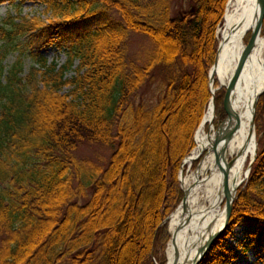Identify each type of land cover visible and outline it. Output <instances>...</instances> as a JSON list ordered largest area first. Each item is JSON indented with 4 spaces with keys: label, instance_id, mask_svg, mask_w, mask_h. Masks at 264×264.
I'll return each mask as SVG.
<instances>
[{
    "label": "trees",
    "instance_id": "1",
    "mask_svg": "<svg viewBox=\"0 0 264 264\" xmlns=\"http://www.w3.org/2000/svg\"><path fill=\"white\" fill-rule=\"evenodd\" d=\"M38 1L46 19L17 5L0 20V264H165L166 217L181 201L180 165L211 97L227 0H189L179 11L167 0ZM92 3L118 19L99 20L68 42L62 64L49 62L40 49L96 16ZM129 30L151 41L142 64L128 54ZM10 52L17 55L6 67ZM22 54L32 59L26 72ZM177 64L184 69L155 103L137 100L156 66ZM224 93L215 92L214 125L227 116ZM263 116L264 93L258 134ZM258 141L228 228L199 264H229L219 242L243 218L255 220L253 235L264 241V131ZM85 144L110 149L107 161L78 162Z\"/></svg>",
    "mask_w": 264,
    "mask_h": 264
},
{
    "label": "bare ground",
    "instance_id": "2",
    "mask_svg": "<svg viewBox=\"0 0 264 264\" xmlns=\"http://www.w3.org/2000/svg\"><path fill=\"white\" fill-rule=\"evenodd\" d=\"M256 18V0H227L222 23L216 33L217 56L210 70L209 81L211 95L215 94L220 85L228 86L238 57L245 45V37L249 35ZM262 30L263 27L229 92L230 105L238 114L239 124L232 131L225 145L226 158L233 159L226 182L223 183L221 180L223 162L215 163V150L220 146L234 119L233 116L228 115L217 128L206 130V125H210L214 118V104L211 98L194 132V148L183 161V165H192L194 160L198 162L196 161L197 164L192 170L189 168V172L179 175L188 204L185 208L179 205L168 219L170 233L176 231V245L179 252L177 264H191L208 238L223 226L224 190L226 188L230 196H233L234 190L247 176L246 163L255 157L257 142L255 136L250 133L249 127L253 104L258 93L264 88V33ZM196 212L199 213L196 214ZM242 230L243 228L240 231ZM172 260V250L168 242L165 264H172Z\"/></svg>",
    "mask_w": 264,
    "mask_h": 264
},
{
    "label": "rangeland",
    "instance_id": "3",
    "mask_svg": "<svg viewBox=\"0 0 264 264\" xmlns=\"http://www.w3.org/2000/svg\"><path fill=\"white\" fill-rule=\"evenodd\" d=\"M167 1L169 3V6L172 8V11H179L180 9H187L191 7V3L189 2V0H167ZM17 5L19 6L18 8H20V12L22 15H25L28 17L39 16L42 19H46L48 17V14L44 13V8H45L44 3H41L38 0H22V1L5 0L3 2H0V20L6 18L8 14L15 15L17 12ZM100 7L101 6L99 5V3H92L90 5V9L98 11L96 16H94L93 18L89 20L84 21L79 26V28L71 30L70 32L66 33L61 38H59L57 41H54L50 45L43 46L40 49V52L48 59L49 62L51 60H56L59 64H62L66 60V50H67L68 42L71 41L75 36L80 35L81 33L86 32L87 30H90L94 28L95 26H97L100 23L99 20L101 21L102 19H105V20L118 19V15L115 10H105L102 13L100 11ZM221 23H222V19H221L220 24L216 27L215 34L217 33V30L220 28ZM262 33H264V24H263ZM217 45H218V41H217ZM151 46H152L151 41L145 34L131 31V30L128 31V37H127L128 54L132 58V60H134L135 63L142 64L145 61V58L147 57V54L149 53ZM16 55H17L16 52L8 53L5 59L3 60V64L7 67V65L11 64L14 61ZM21 58H22L24 72H26L29 66L32 64V59L27 54H22ZM76 63L77 62L75 61V64ZM182 69L184 68L180 66V64L173 65L172 67L156 66L152 72L151 80L147 81L141 87L137 100H139L140 102H143L146 105H151L155 103L163 92L164 82L167 81L169 78H177V76L180 74ZM69 74L71 73H68V75ZM64 90H66V88ZM208 103H207V106H208ZM207 106L204 110V113L207 109ZM214 118H213V121L210 123V125L209 124L206 125V130H209L210 128L215 129L221 124L222 121L218 123L217 125H214ZM181 130L180 132L183 134ZM254 131H255V138L257 137L256 138V142H257L256 153H257L260 147L258 140L264 131V116H263L262 124H260L259 126L260 133L259 134L257 133L255 124H254ZM193 136H194V133H193ZM193 148L191 149V151L193 150ZM109 153H110V149L106 147L85 144V145H81L76 150L75 156L78 162H82V160L84 159H90L94 163L104 164L108 159ZM256 153H255V158H256ZM194 161L196 162L197 160H194ZM248 162L245 165L246 172H247ZM196 164L195 163H193L192 165L182 164V167L180 165V169L178 172V178H179L180 171H181L180 175L186 174L187 172L192 170ZM189 168L191 169L189 170ZM248 174L249 172L247 173L246 178L243 179V182L247 180ZM74 183H76V180L74 181ZM179 185H181L180 182H179ZM171 213L166 217L167 223H168V219ZM256 226H257V223L255 222L254 219L250 217L243 218L242 220L238 221L233 226L232 229H230L228 236L219 242L220 247L223 248V250L227 252L229 264H264V241L256 239L255 236L253 235L255 232ZM242 228L243 230L240 231ZM167 229H168V224H167ZM164 253L166 256V248L164 250Z\"/></svg>",
    "mask_w": 264,
    "mask_h": 264
},
{
    "label": "water",
    "instance_id": "4",
    "mask_svg": "<svg viewBox=\"0 0 264 264\" xmlns=\"http://www.w3.org/2000/svg\"><path fill=\"white\" fill-rule=\"evenodd\" d=\"M256 7H257V18H256V22H255L254 26L252 27V29H251V31L249 33V37H248L247 41L245 42L244 47L241 50V53H240V55L238 57V60H237V64H236L235 70H234L233 75H232V78H231L228 86L224 87V89H225V93H224V106H225V109H226V112H227V116L228 115L233 116L234 121H233V124L230 127V129L224 135V137H223V139L221 141L220 146L217 147L216 150H215V163H219L220 161L223 162V165L221 166V172H222L221 173V180H222L223 183L226 182L227 175H228V171H229L230 167L233 164V159L226 158V155H225V145H226V142H227L230 134L232 133V131L239 124L238 114L232 109V107L230 105L229 92L232 89V87L234 86V84H235V82H236V80H237V78H238V76L240 74V71H241V69H242V67H243V65H244L247 57L249 56L251 50L254 47L256 38H257V36L259 34V31L263 27V24H264V0H256ZM216 56H217V52H216L215 60H214V62L212 64V66L216 62ZM212 66L210 67V70H211ZM210 70H209V73H208L209 81L211 79L210 78L211 77ZM220 87H223V86L220 85L217 89H219ZM262 93H264V88L258 93V95L256 97V100H255V102L253 104L252 116L250 118L249 131L254 136H255V131H254V115H255V110H256V103H257V99L259 98V96ZM211 99H212L213 104H214V113L213 114L215 116V96L214 95H211ZM254 159H255V157L248 162L247 173L249 172L250 166L253 163ZM182 164H183V161L181 163V167H182ZM180 173H181V171H180ZM180 173H179V175H180ZM178 180L180 182V178H178ZM180 188L182 190L183 195H182V198H181V201H180L179 205H182L185 208L188 203H187V199L185 197V194H184V191H183L181 185H180ZM237 188L234 190V194H233L232 197L230 196L228 190L225 188V190H224L225 191V204H224L225 205V221H224V224H223V226L218 231H216L213 235H211L208 238V240L206 241L205 245L203 246L201 252L199 253V255L196 257V259L191 264H199V262L205 256L206 252L211 247V245L217 239H219L222 236V234L227 230V228H228V220H229V216H230V213H231V210H232L233 201H234V199L236 197ZM198 213L199 212H196V214H198ZM198 223H200V222H198ZM168 232H169V235H170V238H169V241L168 242L170 243L171 250H172V257H173L172 264H177L178 261H179V252H178V248H177V245H176V231L170 233V231L168 229Z\"/></svg>",
    "mask_w": 264,
    "mask_h": 264
}]
</instances>
